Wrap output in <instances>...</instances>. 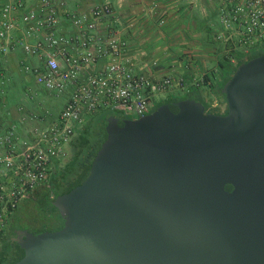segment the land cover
<instances>
[{"label":"water","instance_id":"1","mask_svg":"<svg viewBox=\"0 0 264 264\" xmlns=\"http://www.w3.org/2000/svg\"><path fill=\"white\" fill-rule=\"evenodd\" d=\"M111 116L87 177L57 196L64 225L16 230L13 264H264V54L221 89Z\"/></svg>","mask_w":264,"mask_h":264},{"label":"built area","instance_id":"2","mask_svg":"<svg viewBox=\"0 0 264 264\" xmlns=\"http://www.w3.org/2000/svg\"><path fill=\"white\" fill-rule=\"evenodd\" d=\"M71 1L0 0V57L20 51L17 65L27 90L34 80L63 100L61 106L49 101L48 108L36 100L18 107V123L0 122V234L23 200L50 187L69 156L67 145L90 117L118 111L137 119L152 112L156 93L174 85L170 76L135 69L119 0ZM202 1L230 63L264 50V0Z\"/></svg>","mask_w":264,"mask_h":264},{"label":"crops","instance_id":"3","mask_svg":"<svg viewBox=\"0 0 264 264\" xmlns=\"http://www.w3.org/2000/svg\"><path fill=\"white\" fill-rule=\"evenodd\" d=\"M71 3L80 4L81 0H72ZM119 6L123 20L127 24L124 37L128 40L132 53L137 57L135 69L159 78L165 76L173 78L174 86L166 94L165 100L156 104L159 106L174 97L173 93L181 92L186 95L194 94L195 97L185 96L207 102L212 108L222 110V103L226 102V99L215 95V100L220 102V107H217L210 92L215 87L214 73L221 68L220 62L223 61L224 52L222 45L213 35L211 26L213 20L208 13L207 3L202 0L194 4L187 0H119ZM20 55L22 53L19 51L16 55L0 57V81L3 79L1 81L3 85L8 86V81L4 79L5 75L11 70L18 69L17 57ZM154 61L157 63L156 66H153ZM219 79L222 82L223 75L220 74ZM4 80L6 83H3ZM196 82H201L200 86L197 87ZM1 121L5 123L19 121L17 104L9 109L7 117L0 119ZM47 195L48 188H40L36 198ZM31 200H24L23 208L25 206L30 208ZM18 208L8 227L0 234L1 244L10 234L13 223L17 218L21 219ZM30 221L33 222V219Z\"/></svg>","mask_w":264,"mask_h":264},{"label":"trees","instance_id":"4","mask_svg":"<svg viewBox=\"0 0 264 264\" xmlns=\"http://www.w3.org/2000/svg\"><path fill=\"white\" fill-rule=\"evenodd\" d=\"M264 54V50H255L250 53V55L246 57L238 56V61L236 64L230 63L227 54H224L223 61L220 62L221 71L223 73V79L222 82L219 85L220 92L223 85L233 76L235 70L238 68L240 64L243 62L254 58L256 56ZM225 99L224 93H222ZM188 97L183 96L181 98H171L166 102L171 101H178L182 99H186ZM226 101V100H225ZM208 109V106H206ZM216 109V108H215ZM213 113H220V111L217 110H210ZM111 116H119L114 113H108L106 116L102 118V123L99 121H96L95 118H90L88 122L85 124L84 128L81 130V134L78 137V139L74 142L75 150L73 153L72 158L66 163L65 167L61 170L60 174H58L59 171L54 173V175L51 178V184L50 187H48V195L44 198L48 200V202L51 203L52 207L59 213L60 218L62 219L60 212L58 208L54 205V200L57 196L69 192L74 187L79 185L89 174L91 165L93 162V159L95 155L97 154L98 150L100 149L103 141L107 138V132H106V125L108 122L109 117ZM97 127L99 129L97 130ZM56 174H58L57 177H54ZM38 193V191H37ZM37 195V194H36ZM36 195L31 197L30 199L32 203L35 202ZM32 205V204H31ZM31 216L34 219L39 220H57V217H52V219L48 218V215H44V213H40L38 208L31 207ZM49 214V213H48ZM18 219V218H17ZM64 225V220L62 219V223L59 227H62ZM22 229L21 227L12 226L10 229V234L4 239V242L6 243L5 247L1 250L0 253V264H13L16 261H18L22 256L24 255V250L21 248V246L11 238L12 236L16 235V230Z\"/></svg>","mask_w":264,"mask_h":264},{"label":"rangeland","instance_id":"5","mask_svg":"<svg viewBox=\"0 0 264 264\" xmlns=\"http://www.w3.org/2000/svg\"><path fill=\"white\" fill-rule=\"evenodd\" d=\"M219 70H222V69L219 68L217 70V72L214 73V77H216V82H215V87L213 88V91L210 92V96L212 97V100H215V95L216 96L220 95L224 98L222 92H220L218 89V84L221 83V79H219L220 74H221V76L223 75L222 71H219ZM214 77H213V79H214ZM4 79H6L8 81V86L3 85L1 83V81L3 79L0 81V83H1L0 84V119L6 118L8 115L9 109L16 104L18 107H20V106L25 107V105L31 106L34 104V101L39 100V101H43L44 107H47V108L49 107V101L50 102H57L60 106L62 105L63 100L50 97L48 95V93L45 92L42 89V87L40 85H38L34 80L30 82V85H29L30 90H27V88L24 85V81H23V73L20 72L19 68L15 69V70H11L10 72H8L5 75ZM170 89L156 93L155 96L153 97L154 102L158 103L159 101L165 100V98H166L165 96H167L166 94L170 91ZM217 92H218V94H215ZM32 94H37V99H31L29 95H32ZM173 94H175V96L172 98H181V97L186 95V94L181 93V92H179V93L176 92ZM186 96H194L195 97L196 95L189 94ZM214 102H216L217 107H220V102H218V100H215ZM204 104H205V106H208V109H210V110H217V109L212 108L209 105V103H207V102H205ZM226 107H227V103L223 102L222 103V110H221V108L218 110L220 112H222L223 110H225ZM108 113H114V114L119 115L120 117H123V115L118 111H116V112L106 111L104 113L95 115L92 118H95L96 121H99L100 123H102V121H101L102 118L104 116H106ZM13 123H18V122H13ZM98 129H99V127H97V130ZM80 134H81V131L77 132L76 135L73 137V141L69 145H67L66 149L69 152V156L66 159V161H64V163L62 164V167L58 170L59 171L58 174H60L61 170L65 167L66 163L72 158L74 150H75L74 142L78 139ZM58 174H56L54 177H57ZM23 201L20 203V206H19V208L20 207L21 208L20 209L18 208L19 216H21V219L20 218L17 219L13 223L12 226L21 227L22 229H28L30 231H40V230L55 229L58 226H60V224L62 223V219L60 218L59 213L52 207L51 203L48 202V200L46 198L40 197V198L36 199L35 202L32 203V206H30V208H27L26 206H25V208H23V203H25ZM31 207L38 208L40 213L42 212V213H44V215H48L49 219L50 218L52 219V217L55 218V216H56L57 220L54 219L53 221L52 220L44 221V220H39L38 218L34 219L31 216V211H32ZM30 219H33V222L30 221ZM11 238H14V236H12ZM5 245H6V243L5 242L3 243V241H2V244L0 243V253H1V250L5 247Z\"/></svg>","mask_w":264,"mask_h":264},{"label":"flooded vegetation","instance_id":"6","mask_svg":"<svg viewBox=\"0 0 264 264\" xmlns=\"http://www.w3.org/2000/svg\"><path fill=\"white\" fill-rule=\"evenodd\" d=\"M157 106H158L157 104L154 105V107H153V109H152V112L156 109ZM211 112H212V111H211ZM226 112H227V107H226L225 110H223V111L220 112V113H226ZM59 228H61V227H59ZM59 228L57 227V228L52 229V230H56V229H59ZM52 230H48V231H52ZM29 231H30V230H29ZM40 231H46V230H40ZM32 232H38V231H32Z\"/></svg>","mask_w":264,"mask_h":264}]
</instances>
